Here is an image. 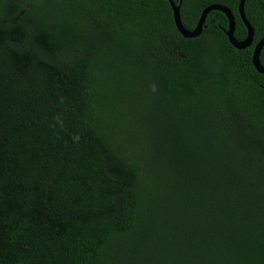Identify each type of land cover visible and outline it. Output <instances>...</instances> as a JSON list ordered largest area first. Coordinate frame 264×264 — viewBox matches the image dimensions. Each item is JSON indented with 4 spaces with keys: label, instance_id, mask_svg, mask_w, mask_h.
I'll return each instance as SVG.
<instances>
[{
    "label": "trees",
    "instance_id": "16d2710c",
    "mask_svg": "<svg viewBox=\"0 0 264 264\" xmlns=\"http://www.w3.org/2000/svg\"><path fill=\"white\" fill-rule=\"evenodd\" d=\"M247 28L240 0H173ZM252 44L168 0H0V264H264V0ZM264 67V46L259 54Z\"/></svg>",
    "mask_w": 264,
    "mask_h": 264
},
{
    "label": "water",
    "instance_id": "95a60500",
    "mask_svg": "<svg viewBox=\"0 0 264 264\" xmlns=\"http://www.w3.org/2000/svg\"><path fill=\"white\" fill-rule=\"evenodd\" d=\"M168 1L170 3L171 8H172L175 26L183 37L192 38V37L198 36L201 33L202 26H203V23L206 19L208 12L211 10H220L228 18L229 28H228L226 34H227V37H228L230 43L238 49L246 48L252 44L254 31H253L252 26L250 25V23L246 19V16L244 13V3L246 0H240L239 5H238V11H239L241 20L243 21V23L245 24V26L247 28V37L242 41H238L234 38V29H235L234 16H233L231 10L229 8H227L226 6H222V5H218V4H212V5L207 6L202 11L196 28L192 31H188L182 25V22L180 19L179 8L174 4L173 0H168ZM263 46H264V38L260 39L254 47L253 54H252V63L254 65L255 69L259 73L264 74V67L259 62V54H260V51H261Z\"/></svg>",
    "mask_w": 264,
    "mask_h": 264
}]
</instances>
